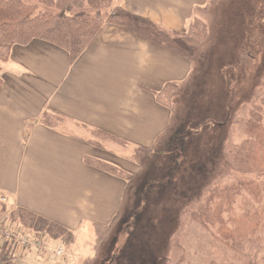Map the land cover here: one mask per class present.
<instances>
[{
    "label": "rangeland",
    "instance_id": "rangeland-1",
    "mask_svg": "<svg viewBox=\"0 0 264 264\" xmlns=\"http://www.w3.org/2000/svg\"><path fill=\"white\" fill-rule=\"evenodd\" d=\"M123 9L141 15L128 17L129 23L143 26L137 27L151 38L148 49L156 51L147 68L149 94L134 95L133 112L123 108L121 113L127 118L125 129L131 131L127 138L134 141L125 150L126 156L116 153L117 164L129 171L122 176L125 187L119 184L121 191L114 184L116 200L101 208V224L80 218L69 224L75 233L73 243L63 245L38 235L48 241L49 251L61 246V254L25 249L15 264H165L183 211L213 186L224 184L231 173L223 154L229 121L250 102L264 73V0H127ZM196 19L207 26L204 42L183 34ZM155 36L159 42L152 39ZM162 52L182 63L166 60ZM174 76L178 82L175 92L155 91L163 79ZM155 94L165 105L154 102ZM36 144L17 150L12 141L1 142L8 183H15L17 167L28 166L31 156L37 154ZM40 144L39 156L44 161L52 150L48 143ZM22 177L20 182L27 187L21 190L22 197L32 195L36 203L48 201L51 192L38 196L37 191L44 193V189L31 191L29 179ZM36 178L35 188L47 185L45 174ZM61 201L63 198L56 199ZM5 202L0 198V222L7 225L11 209ZM48 202L51 214L62 215L51 205L54 202ZM71 211H80L77 202ZM106 214L111 220L103 218ZM16 231L37 235L24 226ZM180 234L179 242L187 252L183 264H245L195 222H187Z\"/></svg>",
    "mask_w": 264,
    "mask_h": 264
},
{
    "label": "crops",
    "instance_id": "crops-1",
    "mask_svg": "<svg viewBox=\"0 0 264 264\" xmlns=\"http://www.w3.org/2000/svg\"><path fill=\"white\" fill-rule=\"evenodd\" d=\"M126 4L127 0H115L113 13L141 17L135 11L124 10ZM137 26L143 27L135 22H105L93 42L72 63L65 50L41 40L14 45L9 57L0 61V198L6 201L7 208L23 207L57 222L70 229L74 239L69 224L79 218L102 223L101 208L116 200L114 184H122V188L125 184L123 177L101 168L96 160L129 172L116 162L117 154L126 156L125 150L134 142L127 138L131 131L125 129L127 118L121 113L123 108L127 113L133 112L134 95L149 94L147 68L149 57L156 51L148 49L151 38ZM152 39L159 42L157 36ZM160 55L170 62L182 63L171 53ZM175 80V76L163 79L155 91L168 83H178ZM45 113L59 115L62 121L47 126L42 121ZM5 141L17 144V150L29 147L31 142L38 143L37 154L31 156L28 166L17 167L15 183L6 181V154L1 145ZM42 142L52 150L44 161L39 156ZM23 174L30 181L28 189H44V193L37 191L38 196L51 192L47 199L62 215L51 214L48 201L36 203L31 200L32 195L21 196V190L27 189L20 182ZM44 174L47 185L35 188L36 176ZM58 198L63 201L56 202ZM75 202L79 212L71 211ZM103 218L111 220V215Z\"/></svg>",
    "mask_w": 264,
    "mask_h": 264
},
{
    "label": "trees",
    "instance_id": "trees-1",
    "mask_svg": "<svg viewBox=\"0 0 264 264\" xmlns=\"http://www.w3.org/2000/svg\"><path fill=\"white\" fill-rule=\"evenodd\" d=\"M114 6L115 0H0V61L9 57L14 45L41 40L65 50L72 63L105 22H131L127 14L113 13ZM183 34L199 42L208 38L206 24L198 19ZM176 88V84L168 83L163 91L175 92ZM42 121L53 126L62 119L45 113ZM229 123L223 154L231 173L224 184L213 186L183 211L165 264H183L186 260L179 235L189 221L208 230L217 243L242 257L245 264H264V73L250 102L244 103ZM96 163L113 175H127L104 161ZM18 226L63 245L75 240L70 229L23 207L11 210L7 218L8 229L15 232ZM13 251L12 242L0 240V264H15Z\"/></svg>",
    "mask_w": 264,
    "mask_h": 264
},
{
    "label": "built area",
    "instance_id": "built-area-1",
    "mask_svg": "<svg viewBox=\"0 0 264 264\" xmlns=\"http://www.w3.org/2000/svg\"><path fill=\"white\" fill-rule=\"evenodd\" d=\"M0 240L1 242L2 241L12 242V247L14 249L13 253L16 256L21 255L25 249H31V248L38 250L40 254L43 255L52 254L54 256H57L62 253L61 246L58 245L53 250L51 249V251H49L50 246L48 244V241H46L45 239L41 238L38 235L30 237L18 233L16 231L13 232L10 229H8L4 223L1 222H0Z\"/></svg>",
    "mask_w": 264,
    "mask_h": 264
}]
</instances>
